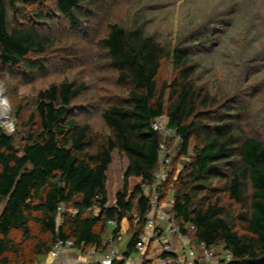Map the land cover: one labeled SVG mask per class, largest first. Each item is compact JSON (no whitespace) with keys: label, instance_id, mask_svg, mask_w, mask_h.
<instances>
[{"label":"trees","instance_id":"1","mask_svg":"<svg viewBox=\"0 0 264 264\" xmlns=\"http://www.w3.org/2000/svg\"><path fill=\"white\" fill-rule=\"evenodd\" d=\"M32 1L0 0L2 71L42 74L60 40L42 32L39 22L59 17L86 32L105 5L52 0L51 9L38 4L28 10ZM195 1L172 2L184 7ZM126 2L125 14L107 19L98 39L118 82L128 87L126 99L102 109L106 141L94 149L90 125L72 117L85 82L68 78L41 89L29 114L17 106V134L0 125V264H38L59 239L104 255L109 234L113 241L122 236L126 219L130 236L123 254L135 253L151 211L143 185L155 180L163 142L152 123L162 115L189 157L158 188L160 200L171 195L170 213L181 233L195 246L229 251L232 259L223 264H264V81L256 80L264 70V41L255 38L253 20L248 13L215 24L207 6L209 16L189 8L178 24L165 27L163 5ZM215 25L227 28L218 43L203 46ZM165 61L170 79L162 76ZM117 163L121 180L109 175ZM225 193L240 206L237 212L223 204Z\"/></svg>","mask_w":264,"mask_h":264},{"label":"rangeland","instance_id":"2","mask_svg":"<svg viewBox=\"0 0 264 264\" xmlns=\"http://www.w3.org/2000/svg\"><path fill=\"white\" fill-rule=\"evenodd\" d=\"M42 1L34 0L29 2L27 9L31 10L38 4H41V7L46 5L47 9L52 8V0ZM101 1L105 2V5L100 8L101 12L94 17V21L89 22L88 28L85 29L86 32L81 30L76 31L67 21L59 17H53L51 21L39 22L38 25L42 32L51 34L53 38L55 37V39L60 40V42L56 43V48L46 56L48 65L45 72L37 76H29L28 72L22 75V71H24L22 68L17 72L19 74H12L10 71H6V69L4 71L0 70V89H2L0 91V100H7V104H0V117L7 114V116L14 119V133L16 131L17 134L18 131L15 119L17 106L21 105L24 112L29 114L32 109H35L36 99L41 89L47 88L53 82H59L68 78L76 80L78 83L85 82V88L73 102L72 117L77 118L81 124L88 123L90 125V129L95 137L94 149L109 137V129L101 116L102 109L114 99H126L128 87L118 82L116 72L105 59L103 50L98 45V39L106 32V25L109 22L107 19L112 18V20H115L116 17L124 15V12H126L125 7L129 6V4L126 2L127 0ZM172 1L174 0H152V2H149L156 8L163 5L159 13L160 16L164 17L165 27H170L171 24H178V21H180L183 14L189 8L193 9L190 10L194 11V13L196 11L194 8L201 9L198 14L203 18V15L209 16L210 14L205 12L208 6L211 7V16L209 17L215 24L218 22H230L234 19H243L249 13L250 19L253 20L255 25V29H253L255 38L259 42L264 41V0H196L192 5L188 3L184 7H180L178 3L175 4ZM207 12L209 11L207 10ZM199 19L202 20L201 18ZM226 28V26L215 25L213 33L204 42L202 40L201 44L203 43V46H207V44L213 45L216 42L218 43L222 37L221 32H224ZM172 75V66L165 61L162 76L170 79ZM257 79H261L262 82L264 81V70L260 69L258 71ZM262 84L260 88L263 90V95L259 100L260 102L264 100V87L262 88L264 84ZM1 107H4L7 112L3 113ZM17 119L18 123H20L21 120ZM20 139V135H18L17 142H20ZM163 143L165 144L164 147L167 150L169 149L172 161L170 167H168L169 171H171L173 176H176L189 157L188 155H182L179 138L169 137L167 140L163 139ZM118 166V163L114 165L110 169L109 175L111 177L115 173L121 180L122 172ZM222 197L223 204L226 207H231L236 212L239 210L240 206L226 193ZM168 200H171V195ZM112 202L113 199L110 200V203ZM3 205L4 202H0V212ZM124 223V233L122 234L123 249H125L129 240L128 235L130 236L129 219H126ZM236 225L240 229L238 223ZM120 250L122 251V249ZM79 251L82 256V260H79L80 263H96L95 260L89 261L93 250L87 249L83 252L79 249ZM155 251V247H153V253ZM46 257L48 258L49 254L41 259L38 264H43Z\"/></svg>","mask_w":264,"mask_h":264},{"label":"built area","instance_id":"3","mask_svg":"<svg viewBox=\"0 0 264 264\" xmlns=\"http://www.w3.org/2000/svg\"><path fill=\"white\" fill-rule=\"evenodd\" d=\"M1 108L3 113L7 112L4 107ZM0 125L5 127L9 132L15 130V121L7 116V114L0 117ZM152 127L162 134L164 140H167L169 137L180 139L176 129L167 124L166 118L163 115L159 116L152 123ZM164 146L165 144L162 142L159 167L155 173L154 182L143 185V193L151 202V211L146 217V228L148 230L140 234L139 240L136 243L135 253L124 256L119 248L112 246L100 261L102 264H110L114 259H124L128 264H223V261L232 259V254L227 250L223 249L217 252V250L208 248L203 243L195 246L188 235L181 233L179 226L174 221L168 208L169 200H160L158 188L162 182L167 180L169 176L168 166L171 163L169 149L167 150ZM58 210L60 212L66 211L63 205H59ZM69 211L72 213L78 212L77 209ZM138 220V217L135 218L136 222ZM110 223L115 224L114 221H110ZM165 233L171 236L167 237ZM172 236L176 237L178 243H175ZM111 242H113V238ZM73 244V241L70 239H59L49 253L52 258L49 264L79 263V261L61 258L63 250L66 247L73 248ZM153 247H155V253H153Z\"/></svg>","mask_w":264,"mask_h":264},{"label":"crops","instance_id":"4","mask_svg":"<svg viewBox=\"0 0 264 264\" xmlns=\"http://www.w3.org/2000/svg\"><path fill=\"white\" fill-rule=\"evenodd\" d=\"M171 207H172V199L169 200V202H168V208L170 209ZM147 230H148V228H145V231H147ZM165 236L170 237L171 235L165 233ZM112 238H113L112 234H109V238H108L109 241H111ZM172 238L174 239L175 243H178L176 237L172 236ZM127 245H128V242L126 244V247H127ZM112 246L115 247V248H120V249H122V251L121 250L120 251L124 252L126 247H125V249L122 248L123 247V236H120L117 240L111 242L109 247L111 248ZM80 253L81 252L79 251V249L66 247L63 250V252H62L61 258L67 259V260L79 261V260H82V256H81ZM103 256H104L103 254H100V253H97V252L95 253V251H94L90 255L89 261L95 260L96 262L97 261L100 262L102 260ZM51 261H52V258L49 255L48 258L46 257V259L44 260L43 264H49Z\"/></svg>","mask_w":264,"mask_h":264},{"label":"clouds","instance_id":"5","mask_svg":"<svg viewBox=\"0 0 264 264\" xmlns=\"http://www.w3.org/2000/svg\"><path fill=\"white\" fill-rule=\"evenodd\" d=\"M0 91H2V89H0ZM0 104H7V100L6 99L0 100Z\"/></svg>","mask_w":264,"mask_h":264}]
</instances>
